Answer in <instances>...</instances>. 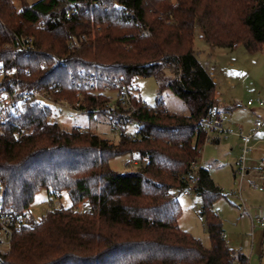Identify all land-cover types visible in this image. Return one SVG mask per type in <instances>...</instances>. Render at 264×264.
<instances>
[{
    "label": "trees",
    "instance_id": "trees-1",
    "mask_svg": "<svg viewBox=\"0 0 264 264\" xmlns=\"http://www.w3.org/2000/svg\"><path fill=\"white\" fill-rule=\"evenodd\" d=\"M101 4L0 0V66L13 70L0 87L47 91L55 100L79 103L93 118L122 114L102 85L118 90L125 84L134 92L139 123L135 134L113 143L91 130L48 123L50 110L36 102H27L13 123H0L4 203L29 211L41 190L50 198L67 191L72 201L38 221L32 218L15 234L3 264H248L223 237L213 205L224 192L210 169H199L194 189L203 199L210 248L180 228L178 194L188 187L191 165L208 139L200 122L219 106L217 84L194 52L196 30L214 48L264 51V0ZM74 5L79 12L67 17ZM22 37L34 39L28 52L18 48ZM165 66L177 70L169 88L188 113L172 112L162 101L149 107L135 95L137 77H152ZM128 153L146 162L114 171L110 160ZM83 204L87 210L81 212Z\"/></svg>",
    "mask_w": 264,
    "mask_h": 264
},
{
    "label": "rangeland",
    "instance_id": "rangeland-1",
    "mask_svg": "<svg viewBox=\"0 0 264 264\" xmlns=\"http://www.w3.org/2000/svg\"><path fill=\"white\" fill-rule=\"evenodd\" d=\"M25 1L32 4L39 0ZM15 3L20 8V1ZM124 48L130 49L127 45H124ZM194 52L200 63L209 72L214 73L219 106L222 110H228L231 103L236 100L244 104L250 99L261 98L264 101V51L250 53L243 45L234 49L214 48L202 38L201 29L197 28ZM60 63L61 60H57L54 66ZM44 68H50L49 64L45 63ZM177 76L175 68L165 66L152 77H137L134 80L135 95L149 107H155L162 101L172 112L188 113L184 102L169 88V84ZM123 85L125 84H119L117 89L120 90ZM102 86L110 97V105L115 106L118 102V90H108V85ZM77 95L81 97L80 93ZM64 101H68L74 107L80 105L76 102L71 103L69 100ZM106 114L99 113L93 118H90L89 114L79 115L74 121L63 117L60 126L67 131L74 128L91 130L102 138L118 143L121 139L120 130L112 128L111 120ZM258 115L264 117V111L258 108L252 110L245 106L234 108L228 113L224 123L225 130L230 132L227 136L219 135V144L211 141L206 143L201 159L197 161L210 169L214 181L224 192V196L215 201L213 208L222 220L229 246L236 251L243 252L249 259L248 264H264V228L260 226L259 221L264 217V192L252 189L247 179L244 182L242 196H240L239 180L235 176V171L242 148L238 130L242 128L245 133H250ZM123 131L124 134L133 135L137 131V126L127 124ZM255 154L252 152L249 157ZM145 162L141 160L138 153H128L114 156L110 160V166L114 171L124 173L138 168ZM178 198L182 213L179 219L180 228L201 240L206 248H210L211 240L202 215L203 199L193 188L189 190L188 195L184 192L179 193ZM56 203L60 204L59 209L70 207L72 201L69 193L64 191L60 198H50L46 190H41L29 210L32 218L35 221L42 219L51 209H54ZM78 210L84 212L87 207L83 204ZM246 240L250 241V246H245Z\"/></svg>",
    "mask_w": 264,
    "mask_h": 264
},
{
    "label": "built area",
    "instance_id": "built-area-1",
    "mask_svg": "<svg viewBox=\"0 0 264 264\" xmlns=\"http://www.w3.org/2000/svg\"><path fill=\"white\" fill-rule=\"evenodd\" d=\"M101 4L104 0H85ZM79 3V2H78ZM77 3V4H78ZM76 4V5H77ZM74 5L72 9L67 12L66 16L71 17L79 12L78 7ZM18 42V48L22 52H28L30 45L34 43L31 37H22ZM13 70H8L5 66H0V82H3L8 77H11ZM118 108L122 109V114L117 115L110 113L109 118L114 130H120V136L124 134L123 128L127 124L137 126L139 123L134 115L138 110L133 98V90L128 86L123 85L118 90ZM27 102H36L41 106L47 107L50 112L47 115V121L50 124H59L63 117L68 120H76L79 115L87 114L80 106L74 107L68 101L55 100L47 91L32 90L30 92L18 93L7 88L0 87V123H13L18 120L22 114L24 106ZM235 107H249V108H264V101L261 98L250 99L244 104L240 100H236L233 104ZM114 108V106L112 107ZM227 112L222 109H212L208 116L200 122V126L207 133L210 141V136L214 133L226 135L230 132L225 130L224 123L227 118ZM264 125V117H259L255 121V129L250 133H245L242 128H239L238 134L242 140L241 154L238 161V166L235 171V176L239 180V194L242 196L244 182L248 179L249 186L259 192H264V159L257 162L256 165L250 166L249 155L255 150L253 144V136ZM199 162H193L191 170L192 176L188 180V187L184 194L188 195L190 189H195L199 183V175L197 172L201 168ZM60 204L56 203L54 209H59ZM32 219L30 211H20L12 208L4 203V186L0 182V264L4 263L5 255L12 249L15 234L27 226ZM260 226L264 228V217L260 220ZM226 239V233H223ZM245 246H250V241H245Z\"/></svg>",
    "mask_w": 264,
    "mask_h": 264
},
{
    "label": "crops",
    "instance_id": "crops-1",
    "mask_svg": "<svg viewBox=\"0 0 264 264\" xmlns=\"http://www.w3.org/2000/svg\"><path fill=\"white\" fill-rule=\"evenodd\" d=\"M209 73H210V75L212 76V78L214 79V81L217 84L216 78L214 77V73L212 71L209 72ZM234 102L231 103V107L228 110H226L227 115H228V113L232 112L234 108H236L233 105ZM217 108L218 109H221L220 106H218ZM258 109H261V108H258ZM252 110H257V108H252ZM261 110L264 111V109H261ZM259 117H261V116L258 115L256 117V120ZM254 129H255V123H254L253 129H251V131L254 130ZM219 135L220 134H218V133H214V134L211 135V138L212 139H214V140H215V138H218L219 139V142L218 143L213 142V141H212V143H216V144H219L220 143V137H219ZM239 142H240V144L242 143V140L240 138H239ZM253 144L255 146V150L253 152H255L256 154L250 156V162H249L250 166H254V165L257 164V162L259 160L264 159V125L260 129H258L257 132L254 134V136H253ZM202 167H204V166H202Z\"/></svg>",
    "mask_w": 264,
    "mask_h": 264
}]
</instances>
